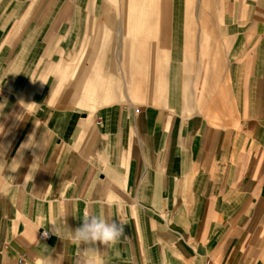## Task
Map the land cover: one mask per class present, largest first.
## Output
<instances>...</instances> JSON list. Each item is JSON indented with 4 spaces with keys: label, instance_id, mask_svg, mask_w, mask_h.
I'll use <instances>...</instances> for the list:
<instances>
[{
    "label": "crops",
    "instance_id": "0c3cea01",
    "mask_svg": "<svg viewBox=\"0 0 264 264\" xmlns=\"http://www.w3.org/2000/svg\"><path fill=\"white\" fill-rule=\"evenodd\" d=\"M84 211L89 264H264V0H0V264Z\"/></svg>",
    "mask_w": 264,
    "mask_h": 264
},
{
    "label": "clouds",
    "instance_id": "9594fccd",
    "mask_svg": "<svg viewBox=\"0 0 264 264\" xmlns=\"http://www.w3.org/2000/svg\"><path fill=\"white\" fill-rule=\"evenodd\" d=\"M53 231L59 233V228L53 225ZM127 239L124 235V222L118 225L106 219L103 212L100 214L83 213V224L81 227L72 230L70 238L72 242L80 249L84 256V264H89V254L97 252L95 247L97 243L106 246V249L114 248L121 241ZM84 247H81V246Z\"/></svg>",
    "mask_w": 264,
    "mask_h": 264
},
{
    "label": "built area",
    "instance_id": "2783aa9c",
    "mask_svg": "<svg viewBox=\"0 0 264 264\" xmlns=\"http://www.w3.org/2000/svg\"><path fill=\"white\" fill-rule=\"evenodd\" d=\"M51 237V232H49L48 230H42L39 235H38V239L40 241H45L48 240Z\"/></svg>",
    "mask_w": 264,
    "mask_h": 264
}]
</instances>
